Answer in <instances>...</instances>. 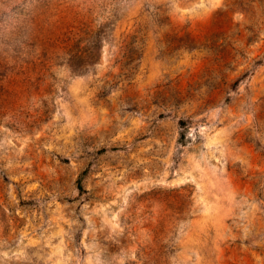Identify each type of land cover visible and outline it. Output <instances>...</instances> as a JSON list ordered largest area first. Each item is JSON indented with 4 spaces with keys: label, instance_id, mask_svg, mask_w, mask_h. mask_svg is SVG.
<instances>
[{
    "label": "rangeland",
    "instance_id": "374dc122",
    "mask_svg": "<svg viewBox=\"0 0 264 264\" xmlns=\"http://www.w3.org/2000/svg\"><path fill=\"white\" fill-rule=\"evenodd\" d=\"M0 264H264V0H0Z\"/></svg>",
    "mask_w": 264,
    "mask_h": 264
}]
</instances>
